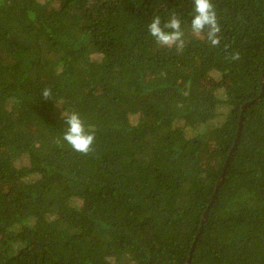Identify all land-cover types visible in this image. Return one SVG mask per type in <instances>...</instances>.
<instances>
[{
    "label": "trees",
    "instance_id": "16d2710c",
    "mask_svg": "<svg viewBox=\"0 0 264 264\" xmlns=\"http://www.w3.org/2000/svg\"><path fill=\"white\" fill-rule=\"evenodd\" d=\"M213 3L218 47L191 0H0V264H264V0ZM172 11L183 53L147 32Z\"/></svg>",
    "mask_w": 264,
    "mask_h": 264
},
{
    "label": "clouds",
    "instance_id": "9594fccd",
    "mask_svg": "<svg viewBox=\"0 0 264 264\" xmlns=\"http://www.w3.org/2000/svg\"><path fill=\"white\" fill-rule=\"evenodd\" d=\"M191 4L192 9L187 24L188 33L211 47H218L221 43L222 30L213 0H191ZM147 32L157 45L183 53L187 41L180 13L170 12L163 23L160 15H154L147 25ZM229 59L237 61L240 59V54L234 53ZM41 94L47 99L52 95V90L45 87ZM62 118L65 127L56 138L57 146L67 147L84 156L91 154L96 142V127L86 123L76 110L64 111Z\"/></svg>",
    "mask_w": 264,
    "mask_h": 264
},
{
    "label": "water",
    "instance_id": "95a60500",
    "mask_svg": "<svg viewBox=\"0 0 264 264\" xmlns=\"http://www.w3.org/2000/svg\"><path fill=\"white\" fill-rule=\"evenodd\" d=\"M262 78H263V81H264V72H263V76H262ZM262 94H263V90H262V93L260 94V96L257 98V100L260 99V97H261ZM250 104H251V103H246V104L243 106L242 110H244V108L247 107V106H249ZM242 119H243V116L241 115V117H240V122H239V126H238V131H237V136H236V139H235V142H234L233 148L231 149V151H230V153H229V156H228V158H227V160H226V163H225L224 168H223V172H222L221 177H220V181L218 182V184H217V186H216V190H215V192H214V194H213L212 199H215V197H216V194H217L218 188H219V186H220V184H221V182H222V179H223V177H224L225 171H226V169H227V165H228V163H229V159L231 158L232 153L236 150L237 143H238V139H239V136H240L241 127H242V125H241V121H242ZM212 204H213V200L210 202V204H209L208 207L206 208L205 213L203 214V217H202V226L200 227L199 234L196 236V239H195V240L198 239V237H199V235H200V232L202 231L203 225H204V223L206 222V219H207V214H208V212H209L210 207L212 206ZM190 256H191V254H190ZM189 262H190V258L188 259L187 264H189Z\"/></svg>",
    "mask_w": 264,
    "mask_h": 264
},
{
    "label": "rangeland",
    "instance_id": "374dc122",
    "mask_svg": "<svg viewBox=\"0 0 264 264\" xmlns=\"http://www.w3.org/2000/svg\"><path fill=\"white\" fill-rule=\"evenodd\" d=\"M0 188H1V189H5V188H7V186H5V184H1V185H0Z\"/></svg>",
    "mask_w": 264,
    "mask_h": 264
}]
</instances>
